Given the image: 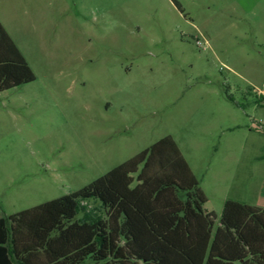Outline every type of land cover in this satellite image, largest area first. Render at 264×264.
<instances>
[{
    "label": "rangeland",
    "instance_id": "1",
    "mask_svg": "<svg viewBox=\"0 0 264 264\" xmlns=\"http://www.w3.org/2000/svg\"><path fill=\"white\" fill-rule=\"evenodd\" d=\"M0 21L35 73L0 91V217L166 136L216 215L264 191V0H0Z\"/></svg>",
    "mask_w": 264,
    "mask_h": 264
},
{
    "label": "trees",
    "instance_id": "2",
    "mask_svg": "<svg viewBox=\"0 0 264 264\" xmlns=\"http://www.w3.org/2000/svg\"><path fill=\"white\" fill-rule=\"evenodd\" d=\"M34 79L0 21V91ZM207 200L166 136L75 192L0 217V264H264V208L227 198L214 229Z\"/></svg>",
    "mask_w": 264,
    "mask_h": 264
},
{
    "label": "crops",
    "instance_id": "3",
    "mask_svg": "<svg viewBox=\"0 0 264 264\" xmlns=\"http://www.w3.org/2000/svg\"><path fill=\"white\" fill-rule=\"evenodd\" d=\"M263 192H261V194H259V197H257L255 201L254 200L253 201H248V200L241 199V198H232V199L237 200V201H241V202H244V203H247V204H250V205H254V206H258V207L264 208V193ZM205 194H206V192H205ZM206 196H207V194H206ZM207 199H208V197H207ZM225 200H224V202H225ZM207 202H208V200H207ZM207 202H206V204H207ZM206 204H205V208L207 209V211L213 212V211L209 210L206 207ZM222 210H223V208H222ZM221 213H222V211H221ZM214 215H215V225H214V229H217L218 227L221 226V223H220V216H221V214L220 215H216L214 213ZM219 244H220V247L219 248L221 250H224L228 255H234L236 253L234 247H230L228 244H222V243H219ZM250 257L251 256H248V258H250ZM239 262L238 261H234L233 264H238Z\"/></svg>",
    "mask_w": 264,
    "mask_h": 264
},
{
    "label": "built area",
    "instance_id": "4",
    "mask_svg": "<svg viewBox=\"0 0 264 264\" xmlns=\"http://www.w3.org/2000/svg\"><path fill=\"white\" fill-rule=\"evenodd\" d=\"M197 45H202V41L200 39L196 40ZM257 97L263 102L264 104V83L262 84V87H256V89H254Z\"/></svg>",
    "mask_w": 264,
    "mask_h": 264
}]
</instances>
